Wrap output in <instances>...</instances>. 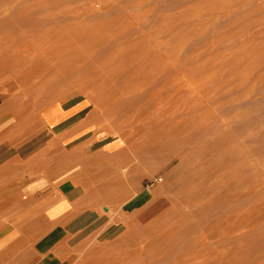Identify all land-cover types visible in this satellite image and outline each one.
Returning <instances> with one entry per match:
<instances>
[{"label":"rangeland","instance_id":"374dc122","mask_svg":"<svg viewBox=\"0 0 264 264\" xmlns=\"http://www.w3.org/2000/svg\"><path fill=\"white\" fill-rule=\"evenodd\" d=\"M0 50V234L26 219L43 264H264V0H0ZM42 177L73 192L56 228L18 191Z\"/></svg>","mask_w":264,"mask_h":264},{"label":"crops","instance_id":"0c3cea01","mask_svg":"<svg viewBox=\"0 0 264 264\" xmlns=\"http://www.w3.org/2000/svg\"><path fill=\"white\" fill-rule=\"evenodd\" d=\"M60 106L62 108L61 111L64 113L65 116L51 130L57 129L58 127H67L63 131L67 130L66 136L69 139L74 136L75 133L82 131V129H85V123L77 125L74 123L76 119H73L77 115H79L82 109L84 108L81 106V104H74L69 107H65L63 105ZM115 150L116 149L112 150L109 147H106L104 152L106 154H111ZM54 182L55 179L50 180L46 177H42L30 182L29 184L23 185L24 187L20 185L22 189L20 188V186L18 188V191L22 192L26 197L31 195L35 196L36 199L39 198V201H37V203L43 210L46 211L45 219L46 222L50 224H57L59 223V221L63 222L64 220L62 218L66 219V217H68V215L73 210V200L71 199V194H73V192H71L70 187L68 188L67 185L64 184V186L62 187H60L59 185L58 188H55L53 186ZM6 186L7 185H4L3 187ZM60 217L63 221L60 220ZM28 224L29 223L26 219H20L19 221H16V223L13 224L18 226H15V231L11 230L0 234V264H43V259L38 262L37 258L39 257L38 252H43L45 245L41 244L40 246H33L29 248L26 244L27 242H25L28 241V239L24 232V229L22 230V228L27 227ZM0 225H3V223ZM22 243H24V245ZM51 243H53V241ZM16 244L20 246V248L16 246ZM14 245L15 248L13 247ZM35 248L38 250H35Z\"/></svg>","mask_w":264,"mask_h":264},{"label":"bare ground","instance_id":"6f19581e","mask_svg":"<svg viewBox=\"0 0 264 264\" xmlns=\"http://www.w3.org/2000/svg\"><path fill=\"white\" fill-rule=\"evenodd\" d=\"M0 51H1V50H0ZM4 70H5V69H4ZM1 76H2V75H1ZM9 84H10V83H9ZM3 90H5V89H3ZM22 114H23V113H22ZM19 116H20V115H19ZM16 118H17V117H16ZM18 118H19V117H18ZM11 119H12V118H11ZM17 127H18V126H17ZM17 127H16V129H17ZM13 128H14V127H13ZM19 128H20V126H19ZM17 130H19V129H17ZM12 131H15V129H14V130H11V132H12ZM19 131H20V130H19ZM19 131H18V133H19ZM8 132H9V131H8ZM11 132H10V133H11ZM10 133H9V134H10ZM9 134L7 135V137L9 136ZM14 134H15V132H14ZM16 134H17V133H16ZM12 135H13V133H12ZM0 137H1V136H0ZM9 137H11V134H10ZM2 138L4 139V138H6V137H2ZM2 138H1V139H2ZM1 139H0V140H1ZM9 140H11V139L9 138ZM7 143H8V142H7ZM20 165H21V164H20ZM13 166H15V165H13ZM24 166H25V165H24ZM24 166H22V167H24ZM11 167H12V166H11ZM17 167H18V166H17ZM12 168H13V167H12ZM6 169H7V168H6ZM3 170H4V169H3ZM3 170H2V171H3ZM9 170L11 171V168H10ZM19 170H20V169H19ZM19 170H18V172H19ZM21 170H22V169H21ZM5 171H7V170H5ZM16 171H17V170H16ZM3 173H4V172H3ZM5 174H6V172H5ZM5 174H4V175H5ZM19 174H20V173H19ZM19 174H18V175H19ZM15 176H17L16 173L14 174V177H15ZM9 178H10V177H9ZM9 178H8V179H9ZM10 180H11V179H10ZM20 180H21V179H20ZM7 181H8V180H7ZM7 183H8V182H7ZM9 183H10V182H9ZM4 185H5V184L3 183V186H4ZM32 197H33V196H32ZM29 199H30V198H29ZM17 200H19V199H17ZM20 200H21V199H20ZM25 200H26V199H25ZM35 200H36V199H35ZM21 201H22V200H21ZM34 202H35V201H34ZM10 204H11V203H10ZM4 206H6V205H4ZM2 207H3V206H2ZM32 211H33V210H32ZM52 215H53V214H52ZM70 215H71V214H70ZM70 215H69L68 217H70ZM72 215H73V214H72ZM72 215H71V216H72ZM90 215H91V214H90ZM20 217H21V216H20ZM83 218H84V217H83ZM91 218H92V217H91ZM62 219L65 220V218H62ZM67 219L69 220L70 218H67ZM67 219H66V221H67ZM60 220H61V217H60ZM63 220H61V221H63ZM101 220H102V219H101ZM57 221H58V220H57ZM35 223H37V222H35ZM60 223H61V222L59 221V223H57V225H59ZM99 223H101V222H99ZM38 224H39V223H37L36 225H38ZM52 224H53V223H52ZM61 224H64V223H61ZM53 225H55V227H52L51 224L48 225V226H51L52 228H56V224H53ZM93 225H94V224H93ZM34 226H35V225H34ZM48 226H47V227H48ZM72 226H73V225H72ZM81 226H82V225H81ZM31 227H32V226H31ZM51 227H49V228L51 229ZM37 228H38V227H37ZM33 229H34V228H33ZM38 229H39V228H38ZM50 229H48V230H50ZM41 230H42V228H41ZM43 230H45V229H43ZM46 230H47V229H46ZM48 230H47V231H48ZM38 233H41V232H38ZM47 233H48V232H46V234H47ZM38 235L40 236V234H37V236H38ZM84 235H85V234H84ZM34 241H35V240H34ZM25 242H27V241H25ZM25 242H24V243H25ZM24 243H22V244L24 245ZM20 244H21V243H20ZM26 244H27V243H26ZM26 244H25V245H26ZM23 245H21V246H23ZM16 246H18V245L16 244ZM80 246H81V245H80ZM13 247L15 248V245H14ZM13 247H12V249H13ZM18 247L20 248V246H18ZM18 247H17V248H18ZM19 248H18V249H19ZM14 250H16V249H14ZM61 256H62V255H61ZM138 256H139V255H138ZM133 257H134V256H133ZM66 260H67V258H66ZM106 260H107V259H106ZM131 261H132V260H131ZM107 262L109 263L108 260H107ZM126 262H127V261H126ZM102 263H103V262H102ZM105 264H106V263H105ZM123 264H124V262H123ZM126 264H127V263H126Z\"/></svg>","mask_w":264,"mask_h":264}]
</instances>
